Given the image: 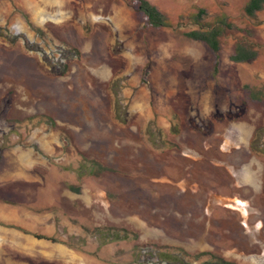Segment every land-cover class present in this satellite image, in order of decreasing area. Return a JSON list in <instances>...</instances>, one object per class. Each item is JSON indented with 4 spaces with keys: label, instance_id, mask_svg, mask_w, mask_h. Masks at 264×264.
<instances>
[{
    "label": "rangeland",
    "instance_id": "obj_1",
    "mask_svg": "<svg viewBox=\"0 0 264 264\" xmlns=\"http://www.w3.org/2000/svg\"><path fill=\"white\" fill-rule=\"evenodd\" d=\"M148 1L0 0V264H264V5Z\"/></svg>",
    "mask_w": 264,
    "mask_h": 264
},
{
    "label": "trees",
    "instance_id": "obj_2",
    "mask_svg": "<svg viewBox=\"0 0 264 264\" xmlns=\"http://www.w3.org/2000/svg\"><path fill=\"white\" fill-rule=\"evenodd\" d=\"M264 5V0H248L246 5L244 6V12L248 16H254L256 12L260 11ZM132 7L136 10L139 17L144 21V25L154 28L163 27L166 25H169V21L167 17L160 12L156 6L151 4L148 0H133ZM204 10H199L198 13H196L193 18L194 22L197 23L200 27L194 30H190L185 33V36L203 43L207 48L212 50L213 52L217 53L220 48V35H221V28L217 26H209L204 28L201 24V19L203 18ZM228 26V24H226ZM257 55V52L254 48L250 47L249 45H246L244 43H237L234 46V49L232 53L229 56V59L233 62H248L250 60H253ZM92 165L90 168V172L92 174L98 175L104 171L107 170L105 166H102L94 161H91ZM108 230V229H107ZM120 231L117 228H113L111 232L104 233L105 238L104 241H110L113 239H120L121 237L125 238L127 232L123 231L122 234H120ZM37 238H45L49 239L47 237H44L42 235H37ZM54 241V240H52ZM177 252L174 253V251H162V257L163 258H174L175 261H177L179 264H182L180 260L182 257H184L183 250L176 249ZM200 255H207L208 257L200 264H236L235 262L224 260L223 258L218 257L216 254L212 252H200L196 254H192L191 257L193 259H197Z\"/></svg>",
    "mask_w": 264,
    "mask_h": 264
}]
</instances>
